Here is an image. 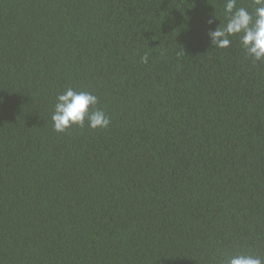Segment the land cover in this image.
Listing matches in <instances>:
<instances>
[{
    "label": "trees",
    "instance_id": "1",
    "mask_svg": "<svg viewBox=\"0 0 264 264\" xmlns=\"http://www.w3.org/2000/svg\"><path fill=\"white\" fill-rule=\"evenodd\" d=\"M224 3L0 0V264L264 259V60L210 43ZM68 88L108 127L56 131Z\"/></svg>",
    "mask_w": 264,
    "mask_h": 264
},
{
    "label": "clouds",
    "instance_id": "2",
    "mask_svg": "<svg viewBox=\"0 0 264 264\" xmlns=\"http://www.w3.org/2000/svg\"><path fill=\"white\" fill-rule=\"evenodd\" d=\"M254 11L245 7H237V0H225L224 15L226 23L216 26L209 33L210 43L218 48H228L231 45L230 37L238 36L240 43L247 54L256 61L264 60V0H253ZM214 15L209 24L216 21ZM145 55L141 62L146 63ZM98 97L85 92L66 89L56 97L55 109L52 114L54 129L64 132L73 125L84 126L87 120L92 129L107 128L110 119L102 110L90 111L97 105ZM227 264H264V259L258 256L240 254L228 258Z\"/></svg>",
    "mask_w": 264,
    "mask_h": 264
}]
</instances>
